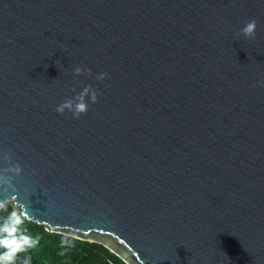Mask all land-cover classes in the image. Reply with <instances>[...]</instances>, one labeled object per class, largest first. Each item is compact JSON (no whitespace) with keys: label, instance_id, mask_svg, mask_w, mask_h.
Listing matches in <instances>:
<instances>
[{"label":"water","instance_id":"water-1","mask_svg":"<svg viewBox=\"0 0 264 264\" xmlns=\"http://www.w3.org/2000/svg\"><path fill=\"white\" fill-rule=\"evenodd\" d=\"M7 205L125 264H264V0H0Z\"/></svg>","mask_w":264,"mask_h":264},{"label":"trees","instance_id":"trees-1","mask_svg":"<svg viewBox=\"0 0 264 264\" xmlns=\"http://www.w3.org/2000/svg\"><path fill=\"white\" fill-rule=\"evenodd\" d=\"M12 212L15 211L10 205L0 209V225ZM20 228L35 243L17 255L16 264H125L101 244L46 231L26 219Z\"/></svg>","mask_w":264,"mask_h":264},{"label":"clouds","instance_id":"clouds-1","mask_svg":"<svg viewBox=\"0 0 264 264\" xmlns=\"http://www.w3.org/2000/svg\"><path fill=\"white\" fill-rule=\"evenodd\" d=\"M257 22L255 19L249 20L239 29V33L246 38L255 37ZM76 75H91V69L82 66H76L74 69ZM107 73L101 72L96 75L97 80H104ZM97 101V91L91 85H85L81 91L74 96L65 99L56 106L58 113H64L68 110L75 118H79L82 113L88 110L90 103ZM25 217L16 212H12L5 223L0 225V264H16V257L19 253L26 251L35 243L33 238L22 231L20 226L24 223Z\"/></svg>","mask_w":264,"mask_h":264},{"label":"bare ground","instance_id":"bare-ground-1","mask_svg":"<svg viewBox=\"0 0 264 264\" xmlns=\"http://www.w3.org/2000/svg\"><path fill=\"white\" fill-rule=\"evenodd\" d=\"M9 203H11V201Z\"/></svg>","mask_w":264,"mask_h":264}]
</instances>
